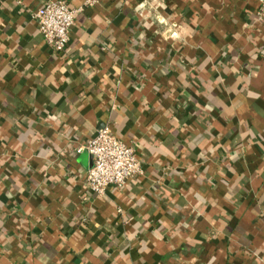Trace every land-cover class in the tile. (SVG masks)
<instances>
[{
  "label": "crops",
  "instance_id": "0c3cea01",
  "mask_svg": "<svg viewBox=\"0 0 264 264\" xmlns=\"http://www.w3.org/2000/svg\"><path fill=\"white\" fill-rule=\"evenodd\" d=\"M45 1L0 0V264H264V0H98L62 53ZM104 127L142 174L95 196Z\"/></svg>",
  "mask_w": 264,
  "mask_h": 264
},
{
  "label": "built area",
  "instance_id": "2783aa9c",
  "mask_svg": "<svg viewBox=\"0 0 264 264\" xmlns=\"http://www.w3.org/2000/svg\"><path fill=\"white\" fill-rule=\"evenodd\" d=\"M97 2L83 0V6L74 9L66 0L45 1L33 13L38 33L53 52H64L76 15L83 7ZM82 151L87 152L92 160L86 171L85 186L95 196L104 195L110 187L122 188L142 174L133 147L119 140L108 127L99 130L76 150L78 154Z\"/></svg>",
  "mask_w": 264,
  "mask_h": 264
}]
</instances>
